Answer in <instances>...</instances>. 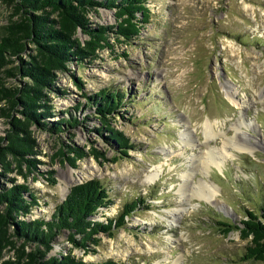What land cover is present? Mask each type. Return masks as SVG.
Listing matches in <instances>:
<instances>
[{"label":"rangeland","instance_id":"obj_1","mask_svg":"<svg viewBox=\"0 0 264 264\" xmlns=\"http://www.w3.org/2000/svg\"><path fill=\"white\" fill-rule=\"evenodd\" d=\"M148 7L151 19L138 37L122 43L111 35L112 47L81 67L71 63L47 91L58 114L50 121L88 118L61 137L32 128L37 169L26 180L17 177L39 197L28 218L49 219L71 188L99 179L113 204L96 220L118 218L137 199L144 206L113 236L99 235L100 245L91 244L90 252L73 248L63 233L52 255L73 252L89 263L264 264L242 262L247 241L236 228L224 234L219 225L238 226L246 210L258 212L264 202V0H149ZM12 15V7L0 0V37ZM90 18L93 26L117 25L115 11L99 9ZM106 89L118 92L124 103L111 117L112 127L135 145L116 163L110 160L121 156L117 146L96 131L101 123L85 98ZM241 122L250 126L242 128L247 137L233 128ZM207 123L216 132L210 139ZM6 130L0 118V135ZM232 139L252 149L239 152ZM64 145L85 152L94 147L105 158H86L73 168L55 159ZM209 155L223 161L222 168L206 170ZM51 171L57 185L48 179ZM155 174L159 177L149 182ZM203 183L216 186L214 200L197 196ZM3 186L12 183L0 179V191Z\"/></svg>","mask_w":264,"mask_h":264},{"label":"trees","instance_id":"obj_2","mask_svg":"<svg viewBox=\"0 0 264 264\" xmlns=\"http://www.w3.org/2000/svg\"><path fill=\"white\" fill-rule=\"evenodd\" d=\"M11 6L13 15L0 37V118L7 125L6 136L0 135V179L12 183L0 191V264H125L115 260L85 262L73 252L52 255L57 238L67 233V241L76 249L90 252V245H100L99 235L113 236L126 226V221L144 206L137 199L124 206L116 219L96 220L100 211L113 204L102 181L93 179L71 188L66 199L57 204L49 219L28 217L39 206V197L27 184H18L37 169L38 142L32 128L54 135L67 133L83 125L70 116L50 121L58 114L49 104L47 91L55 89L58 72H67L71 63L81 67L96 60L99 53L112 47L109 38L130 42L138 37L143 24L151 19L149 0H1ZM99 9L115 11L116 26H93L90 15ZM80 34L87 37L85 42ZM32 46V47H31ZM31 47V51L29 48ZM30 52V53H29ZM28 55V59L23 56ZM12 79L13 83L8 81ZM79 85L82 88L80 81ZM94 106L106 140L117 146L118 162L135 145L122 132L112 127L111 117L124 103L118 92L102 90L93 97L85 96ZM79 110V108H77ZM103 153L92 147L89 152L75 145H64L55 159L77 168V162ZM105 158V157H104ZM109 161V160H107ZM15 174L13 178L8 175ZM56 171L50 172L51 185H57ZM149 207V206H148ZM255 211H245L238 226L221 223L224 234L236 228L247 246L242 262L264 263V202Z\"/></svg>","mask_w":264,"mask_h":264},{"label":"bare ground","instance_id":"obj_3","mask_svg":"<svg viewBox=\"0 0 264 264\" xmlns=\"http://www.w3.org/2000/svg\"><path fill=\"white\" fill-rule=\"evenodd\" d=\"M228 95L231 98L234 97V94L231 91H228ZM235 103H236V105H238V108L241 107L240 104H238L237 102H235ZM243 127L249 128L250 126L246 122H241L238 126L233 127V128L237 132V135H239V136L242 135V136H246L247 137L248 135H247L246 132L243 131V129H242ZM215 133H216L215 132V127L211 123H207L206 126H205V135H206L207 139H210V138L214 137L216 135ZM239 136H238V140H240V138H241ZM231 141H233V139ZM233 142L234 143L232 144V146L236 150H238L239 152H247V151H250L252 149V145L250 143L246 144V143H240L238 141H233ZM225 144H227V143H225ZM229 155H231V154H229ZM222 165H223V161L218 162V160H216L214 155H209L208 159H206L204 161V166H205L206 170L209 169L211 166L221 167ZM156 177L158 178L159 174H155V175L149 177L148 181L149 182H153ZM183 177L185 179H189L190 175L189 174H185V175H183ZM215 187H213V186H211V185H209L207 183L206 184L203 183V184L200 185V189L197 191V196H199L201 198H204L207 201H212V200H214V198L218 194V191H217V189Z\"/></svg>","mask_w":264,"mask_h":264}]
</instances>
